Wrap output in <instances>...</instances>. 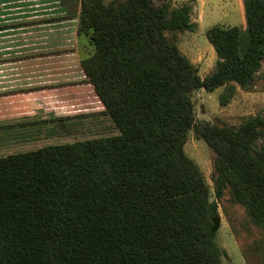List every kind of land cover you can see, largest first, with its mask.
Instances as JSON below:
<instances>
[{"label":"trees","instance_id":"1","mask_svg":"<svg viewBox=\"0 0 264 264\" xmlns=\"http://www.w3.org/2000/svg\"><path fill=\"white\" fill-rule=\"evenodd\" d=\"M243 7L244 32L207 30L218 60L201 79L167 36L194 31L189 6L82 0L79 34L92 46L83 69L118 134L12 154L29 143L15 136L31 139L50 122L0 127V264H221L211 234L216 205L183 152L189 128L218 154L216 197L229 184L264 233V149L252 148L264 120L250 118L237 131L196 123L191 101L195 90L228 81L247 88L260 69L264 0Z\"/></svg>","mask_w":264,"mask_h":264},{"label":"rangeland","instance_id":"2","mask_svg":"<svg viewBox=\"0 0 264 264\" xmlns=\"http://www.w3.org/2000/svg\"><path fill=\"white\" fill-rule=\"evenodd\" d=\"M103 1L108 4L112 0ZM243 3L244 0H152L155 8L166 4L169 5L170 11L184 5L190 7L189 21L194 25V31L168 33L167 36L195 67L201 79L215 69L218 60L214 48L206 39L207 30L219 26L236 27L241 33L244 32L246 22ZM231 89H233L232 95L225 105H221V97H226ZM191 101L196 123L226 126L237 131L239 126L250 118L258 117L264 120V59L247 88H241L233 81H228L210 92L204 89L195 90ZM77 120L72 117V121L78 125H70V127L59 123L55 115L41 120L19 121L13 124L11 122L12 127L22 122L25 125L50 122L42 126L43 131L33 135L31 139L15 136L13 139L16 138V143H23L21 141L29 143L15 145L12 154L18 152L14 150L28 153L64 150L78 141L100 140L118 134L117 127L109 119L100 120V125L97 127L94 126L96 121L93 117ZM31 129L28 128L27 132ZM252 148L255 151L263 150L264 136L256 138ZM183 152L198 167L208 191V201L216 205L220 224L213 236L220 250V263L264 264V233L250 221L245 208L235 200L230 185L226 184L221 196L216 197L215 163L218 154L215 149L202 139L196 138L189 128Z\"/></svg>","mask_w":264,"mask_h":264},{"label":"crops","instance_id":"3","mask_svg":"<svg viewBox=\"0 0 264 264\" xmlns=\"http://www.w3.org/2000/svg\"><path fill=\"white\" fill-rule=\"evenodd\" d=\"M81 10L82 0H0V127L111 120L83 69L92 46L79 34Z\"/></svg>","mask_w":264,"mask_h":264},{"label":"water","instance_id":"4","mask_svg":"<svg viewBox=\"0 0 264 264\" xmlns=\"http://www.w3.org/2000/svg\"><path fill=\"white\" fill-rule=\"evenodd\" d=\"M219 217L218 216H214L212 218V227H211V234L213 235L215 233V231L219 228Z\"/></svg>","mask_w":264,"mask_h":264}]
</instances>
